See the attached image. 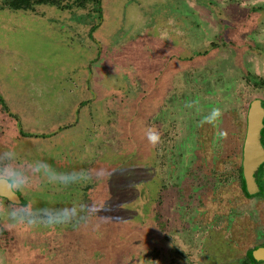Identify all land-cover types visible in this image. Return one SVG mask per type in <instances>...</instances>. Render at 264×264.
<instances>
[{
	"label": "rangeland",
	"instance_id": "374dc122",
	"mask_svg": "<svg viewBox=\"0 0 264 264\" xmlns=\"http://www.w3.org/2000/svg\"><path fill=\"white\" fill-rule=\"evenodd\" d=\"M10 1L0 0V94L9 110L7 113L0 106V153L11 151L13 156L7 159L21 164L47 163L56 173H35L30 186L19 194L24 204L43 215L40 210L46 209L44 200L49 201L48 211L54 202L50 200L52 194L46 199L34 194L42 184H67L74 189L80 183V167L84 178V173L96 171L91 166L99 164L97 169L113 178L112 192L103 188L86 192L84 187L93 186L90 179L81 183L84 191H72L80 193V199L84 194L93 204L84 202L90 207L88 215L95 205L106 221L105 213L110 207L109 214L116 218L107 227L99 222L87 235L83 233V225L89 224L85 221L76 223L79 228L70 233H65L64 225L11 228V204L0 202V264H125L118 247L106 248L105 239L102 245L94 244V237L103 240L99 232L111 230L128 237L125 246L134 243L133 260L128 264H243L248 250L264 246V201L257 196L245 197L238 177L248 104L256 97L264 101L262 80L255 85L258 78H264V0L244 4L240 10L237 5L230 6L224 18L229 17L224 36L234 44L244 42L233 58L239 68L231 63L228 53L223 55L225 64L205 57L193 61L191 57L179 64L180 68L172 65L173 75L180 69L181 81L175 89L165 91L162 110L160 106L146 105L152 101L151 94L142 103V84L133 99L132 95L120 94L119 110L109 108L107 100L115 96L108 94L111 84L105 78V64L110 66V55L116 51L113 47L124 45L118 51H127L130 59L153 54V59L158 60L152 68L153 83H159L161 74L156 69L169 53L181 54L176 51L182 49L193 56L195 48L209 42L211 33L220 31L219 22H212L208 16L234 0H204L198 9L204 26L189 22L192 18L187 16L189 7L192 15L197 5L194 1L202 0H180L178 8L177 0H102V13L101 7L91 1L80 4L79 0H41L44 5L32 2L25 10L10 8ZM64 46L73 49L69 52L72 59L67 54V60L61 58ZM215 55L212 53L210 58ZM47 62H54L52 75ZM75 63L72 69L83 72L81 76H74L71 70L70 74L64 73ZM87 64L93 66L86 70ZM91 69L96 73L93 85L100 88L97 97L87 93L85 76ZM111 70L109 67L108 74ZM132 82L136 87L135 78ZM150 113L157 128L160 123L167 127L152 150L147 139L132 143L128 130L132 114L136 118L131 121L136 122L132 135L140 141ZM11 116L17 117L18 123ZM35 118L41 122H32ZM64 118L71 120L64 122ZM184 118L188 124H184ZM18 124L30 136H20ZM89 125L98 128L94 134ZM41 139L44 147L37 145ZM94 151H98L95 158ZM121 218L130 223L123 224ZM55 228L63 229L58 231L60 234H48L52 243L61 245L49 250L56 256L51 262L48 250L42 259L37 251L33 254V247L44 246L48 241L45 235ZM39 236L41 241L33 239ZM51 246L50 243L46 248Z\"/></svg>",
	"mask_w": 264,
	"mask_h": 264
},
{
	"label": "flooded vegetation",
	"instance_id": "af4514ba",
	"mask_svg": "<svg viewBox=\"0 0 264 264\" xmlns=\"http://www.w3.org/2000/svg\"><path fill=\"white\" fill-rule=\"evenodd\" d=\"M12 1L13 0H11L10 3ZM87 1L95 2L99 7H101V13H102V8H103V4L101 5L102 0H79V3L80 4H83V2H87ZM168 1L169 0H160V3H166ZM179 1L180 0H177V6L175 8H178L179 7L178 6L179 5ZM199 1H201V0H199ZM206 1H208V0H206ZM228 1L229 0H226V2H228ZM253 1H255V3H259V2H256V0H234L233 2H228L227 4L224 3L223 6L220 7L217 11L214 9L213 10V14H211L213 18L210 17L211 15L208 16V17H209V19L212 22H219L218 25H219L220 31H218L216 33H213V34L211 33V37L209 39V42H205V43H203L204 44L203 46H200L199 45V47L195 48L197 50H196V52H193V56H190L189 57L188 54H187L188 52L186 51L185 53H183V50L182 49H179V50L176 51V52H181V54H173V55H171L169 53V55L167 56L166 60H164L162 62V64L159 66V68L156 69V73L157 74H161V77H159L160 79L158 78L159 79V83H153L155 77L153 75V71L154 70H152V68H153V65L158 62V60L153 59V57H154L153 54L147 53L146 54L147 56H145V55H140L138 57H135L134 56L132 59H130V56L128 55L129 53L127 51L125 53H120V51H118L120 48L121 49H124L125 48L124 45H123V47H121L120 44L115 45L113 48L117 52L115 51V53L113 52V54L110 55V58H109L110 66L109 67L112 70L109 72V74L107 72V70H108L109 67L105 64V66H106L105 67V70H106L105 71V74L107 75V77L105 76V78H107L106 81H108V83L111 84L110 91H109L108 94H113L115 96V97H112L110 100H107V102H108L107 105L109 106V108L110 109L111 108H114L116 110H119L120 109V105L119 104H120V94L121 93H123V95H128V96H131L132 95L131 99H133L134 98L133 95H138L140 92H142L140 96L141 97L144 96L143 97L144 100L142 101V103H145V98L148 95L151 94L152 95V101L149 104L146 103V105L148 107H150V106H153V107L160 106L161 107V104H163L164 101H166L163 98V95H164L165 91L168 90V89H171V90L175 89L176 83L179 82V81H181V77H180L181 76V73H179L180 72V69L178 71L176 70V73L173 75V72H171L170 67L172 65L176 66V69L178 67L179 68L182 67L180 65L186 63L185 62V61H187L186 58L193 57V61H194L195 59H198V57H200V58H204L205 57V59L206 60H209L210 62L211 61L216 62L217 59L219 61H223L224 60L223 55L226 54V53H228L229 56L231 55V57H230L231 58V63L236 67V69L239 68L238 62L236 60L234 61L233 58L237 54L236 51L238 50V52H239V50L241 49V47H244L243 46V43L244 42L242 44H240V45L234 44L231 40H229L228 38H226V36H224L223 33L227 29V20H228L229 17L226 20L224 18H225V16L227 17V15L229 14V7L230 6L237 5L238 6L237 8L240 10L241 7L244 4L245 5L246 4L252 5V2ZM32 2L35 3V4H37V5H39V4L40 5H44L43 4V1H41V0H30L28 7H25L24 5H22V7L15 9L14 7L11 6L10 3L8 4V6L10 8L14 9V10H25V9H29L31 7ZM203 2H204V0H202L201 2H199L200 3L199 4L196 1H194V3H196L197 5L195 6V4L193 3V6H195V7L193 8L192 15L190 13V10H191L192 7H189L188 4H187V6L190 8L189 15H187V16H189V17L192 18L191 20H189V22H191L193 24H196V25H201V26H204L206 24L203 21H201L202 15H201V12L198 11V9L202 6L201 4ZM188 3H189V1H188ZM101 16H103V15H101ZM150 37L151 36H148V40H151ZM146 38H147V35H146ZM137 39H139V38H137ZM261 39L263 40V37L262 36H261ZM247 41H249L250 44L251 43L254 44L253 43L254 41L252 42V41H250L248 39H247ZM170 47H169V50H171ZM66 48H67V53H65V49ZM246 48L247 47H245V49ZM68 49H69V47H67V46L66 47L65 46L63 47V56L61 58L66 59V54H67L72 59L73 55L70 54L71 53L70 50H73V49H69V50ZM98 53H99V51H98ZM212 53H215L216 55H215L214 58L211 59L210 57H211ZM186 56H188V57H186ZM177 58H178V60H177ZM95 59H96V57H95ZM172 60L175 61L174 64L173 63L171 64ZM226 62H227V60H226ZM69 63H70V61H69ZM91 63H94V61L92 60ZM113 63H115V65H113ZM121 63H123L124 65L121 64ZM231 63L228 61V64H231ZM46 64H47V67L50 69V70H48L49 71V74L52 75L54 73V71L52 70V68H54V62H47ZM224 64H225V62H224ZM192 65H193V63H192ZM75 66H76V63L74 65H72L71 67L69 66V68H67L64 73L70 74V70H71L72 72L75 71L73 73L74 76H81L80 74H82L83 72L80 73V71L78 69H76V70H75V68L72 69V67H75ZM91 66H93V64H91ZM91 66L89 64H87L86 70H89ZM125 69H128V70H125ZM57 70L62 71L61 70V67H58ZM236 73H237V70H235V74ZM88 74H89V76H85L88 79V81H86V83L88 82V84H87L88 92L87 93L89 95H93V96H96L97 97L99 95L100 88L98 89L97 87H94V85H93L94 82H93V79H92L96 73L93 72L92 69H91V73H88ZM100 74H104V73L101 72ZM170 75H172V76H170ZM102 77H104V76H102ZM258 77L259 76H257V78ZM134 78H135V82L137 84L136 87L133 86L134 82H132V79H134ZM246 79H247V76H245V80ZM259 82L262 84V86H263L262 89L264 90V78L263 79L258 78V81H255V85H257V83H259ZM140 84H142L143 86L140 87V92H139L137 87H139ZM126 85H127V87H125ZM131 86H133V88ZM129 88H131V89H129ZM257 88H259V86H257ZM80 91L83 94V91L82 90H80ZM134 100H138V99L136 98ZM134 100L132 102L133 105H135L137 103V102L135 103ZM127 101H125L124 103H126ZM254 101H258L259 102V107H260V109L264 113V101H262V99H258L257 97H256V99L255 98L252 99L251 102L248 104L249 105L248 106V110H249V108L251 107V104ZM0 106H1V108L4 111H6L7 113H9L8 107L5 104V102H4L1 94H0ZM126 108L127 107H125L124 109H126ZM207 108H208V106H207ZM162 109H164L163 106L161 107L160 110H162ZM136 110H137V108L135 109V111ZM150 110H148V111H150ZM248 110H247V113H248ZM176 114L178 116V113H176ZM117 115L119 116L120 113H118ZM151 115H152V113H150V115L147 116V118H149ZM72 116H73V114L70 115L71 118H72ZM11 117L14 118L16 120V122L18 123L17 117H14V116H11ZM136 117H138V116L136 115ZM71 118L70 119L64 118V122L65 121H70ZM134 118L135 117L132 116V114H130V119H129L130 120V125H129L128 130H131V133H130L131 142L132 143H134V142L139 143V142L145 141V139H147V142L149 143V147H150L149 150H152L153 149V146H152L153 143H155V141H158L159 138H162L164 136L165 130H167L166 124L163 125V124L160 123L159 128H157V126L153 123L154 120L151 119L152 117L149 118L148 124H146V123L144 124V121L142 120L143 117H141V120L142 121H140V125L141 124L142 125L144 124L146 126V129L145 130L142 129V132L143 133H142V136H140L141 137V140L138 141L132 135L133 132H134V130H133L134 128L132 126L136 122H131V121L136 119V118L135 119ZM137 119H139V118H137ZM245 119H246L245 120L246 121V125H245L244 140H243V143H242L241 148H240V150H241V160L242 161H243L244 143H245V138H246V134H247V114H246V118ZM184 120L187 121V122H184V124H188V119L187 118H184ZM32 122L39 123V122H41V120H39L38 118H35V119L32 120ZM160 122H163V121H160ZM260 123H261V126H260V130H259V139H260V146H261V148L264 151V115L262 116V118L260 120ZM177 125H176V128H178ZM32 126H36V125H32ZM89 126H91V131H92L91 134L92 133L94 134V132L98 129V128L94 127V125H89ZM66 129H64V130H66ZM70 129L71 130L73 129V131H74V130L77 129V127H75V128L74 127H70ZM57 131H60V130H57ZM25 132L26 131L23 130V128L21 127V124L20 125L18 124V134L20 136H24V137L30 136V135H28ZM159 133L162 134V135H160ZM207 133H208V131H207ZM44 136L45 135H43L41 137L43 138ZM50 136H48V137L50 138ZM142 137H143V139H142ZM81 139H83V134L80 136V139L79 140H81ZM160 141H161V139H160ZM37 145L44 147V145H45L44 139H41L40 141H38V144ZM35 148H36V150H39V152H41V153L44 152V151L40 150L37 146H35ZM36 150H33V151H36ZM149 150L147 152V155L148 154L150 155V156L148 155L149 156L148 158L151 157V153L149 152ZM97 152L96 151H94V153L92 152L93 158L96 157V153ZM242 161H241V166L239 167V170H238V177L240 179L241 189H242L243 195L245 197H247V198H251V197L257 196V197H260L264 201V160L262 162H260V164L258 165L257 171L254 172L253 175H252L253 180H254V183L256 185V192L255 193H252V194H249L248 191H247V186L245 184L244 170H243V166H242ZM57 162H59V161L57 160ZM58 166H60V165H58ZM80 168H81L80 169V174H79V176H77L79 178V182L80 183L75 184L74 189H72V187H69L68 188L67 187L68 186L67 184H66V187H60V186H64V184H61L59 187L58 186L54 187V186H49V185L46 186V184H42L40 186V188L37 189V191L34 194H36L37 196H39L42 199H46L49 194H52L50 200L52 202H54V204H53V206H52V208H51L50 211H55V210H58V209L64 208V207L75 208L76 209V214L72 217V219L68 223L61 224V226L64 225V227L66 228L64 230L65 233H70L71 231H75V230H77L79 228V227H77V224L79 225L78 222L85 221V223L86 222L89 223V224L86 223L87 225H83V233H85V235H87L90 232V228H92V229L96 228L98 226L99 222L104 223L105 226L107 227L110 224V222L113 223V220L116 217L114 216V214H111V213L109 214V212L111 211V207H110V209L108 210L107 214L105 213V217H107V219H108L106 221V219H104L102 216H99L98 211H96L97 210V207H95V205L93 206V208L90 209L91 210V213H90V215H88V210H89L90 207L87 205L88 203L87 204L84 203L85 201H89L88 198H87V196H84V194H83L82 199H80L79 198L80 193L77 194V193L73 192L72 190H75L77 192L84 191L83 190V187H81V183L83 185V180L84 181H88V179H90V181H91L90 183L93 182V186H91V187L90 186L84 187L85 189H88V190H86V192L89 193V191H92V190L100 191L103 188L108 193L109 191L112 192V189L113 188H112L111 185L112 184L114 185V183H113L112 176H109L108 173H103L101 170H98L97 169V168H99V164L96 165V166L93 165V167L91 166L90 169L95 168L96 171L91 172L90 174L87 173V172L84 173V175H85L84 178H83V168L82 167H80ZM147 175L150 176L151 175L150 172H148ZM85 183H87V182H85ZM58 188H61V189H58ZM52 189L54 191L59 190L62 193H60V194L51 193V192H53ZM125 189L127 190V187ZM70 193L71 194H74V195L71 196V195H69ZM16 195L19 197V200H20V203H18V204L23 205L24 204V199L21 197V194H19V192H17ZM98 197L100 198V195L99 194H98ZM5 202H8V201H5ZM44 202H45L44 208H46V209L48 208L49 209V206H46L49 203V201H45L44 200ZM8 203H10V202H8ZM89 203H90V201H89ZM90 204H92V203H90ZM107 206H108V204H106L105 207H107ZM112 208L113 209H116V207H115L114 204L112 205ZM112 213H113V211H112ZM96 215H97V217H95ZM125 221H126V223L127 222L130 223V220H128V219L125 220ZM125 221L123 220V218H121V221L120 222H123V224H124ZM74 225H76V229L73 230L71 228H73ZM61 229H63V228H60V229L55 228L54 229V232L47 233V235H45V236L48 238V241L49 242L47 241L44 246L37 245L36 247H33V249H34L33 254L36 255V251H37L38 254L41 256V258L43 259V254H45L46 250L49 251L53 247H56V246L59 247V246H61V245H59V242L52 243V241H51V239H49V235H48V234H60V232H58V231L61 230ZM66 231H69V232H66ZM101 234H102V239L103 240L100 241V240H97L94 237V241L96 240L94 244H100V245H102L104 243V239H105L106 240L105 242L108 243V244L104 245V246H106V248H108V246H110V247H114V248L115 247H118L119 249H121V251H118V252L120 253L121 256H123L121 260L125 264H128V261L133 260V258H132L131 255H134L135 246H134V243L133 242H130L131 245H130V243H128L127 246H125V242L128 241V237L121 236L120 233L114 232V230H111L110 233L99 232V235H101ZM83 237H84V235H83ZM41 238L42 237L39 236L37 238L34 237L33 239L34 240H37V241H41ZM120 238H122V239H120ZM114 239H117L118 241L122 240V243H120L118 241L116 242V240H114ZM83 241H84V238H83ZM50 243H51L52 246L47 249L46 247ZM260 249H264V246H258L256 248L254 247L251 250H248L247 253H246V256H245V259H244L243 264L249 263V262H250V264L264 263V261H255L254 260V257H253V254L256 251L260 250ZM52 252L54 253V251H52ZM52 252L49 251V253H51V255L53 256V253ZM61 252H63L62 249L60 250V254H61ZM49 253H47L46 255L48 256V258H50L51 262H54V259L56 258V256H53V258H52V257H50V254ZM140 263L143 264V262H140Z\"/></svg>",
	"mask_w": 264,
	"mask_h": 264
},
{
	"label": "clouds",
	"instance_id": "9594fccd",
	"mask_svg": "<svg viewBox=\"0 0 264 264\" xmlns=\"http://www.w3.org/2000/svg\"><path fill=\"white\" fill-rule=\"evenodd\" d=\"M13 156L11 151L0 153V180L8 182L9 188L13 193L23 192L31 184V178L35 173L56 176L50 166L44 162H37L33 166L32 162L17 163L8 160L7 157ZM61 180H68L69 177H58ZM10 201L6 197H0V202ZM43 215L35 210H31L27 204H18L12 201L8 207V217H10V227L35 226L37 224L45 226H56L68 223L76 214V209L71 207L60 208L55 211L47 209L40 210Z\"/></svg>",
	"mask_w": 264,
	"mask_h": 264
},
{
	"label": "water",
	"instance_id": "95a60500",
	"mask_svg": "<svg viewBox=\"0 0 264 264\" xmlns=\"http://www.w3.org/2000/svg\"><path fill=\"white\" fill-rule=\"evenodd\" d=\"M264 115L259 107V102L254 101L247 113V134L243 149L242 166L244 170L245 184L249 194L256 192V185L253 180V173L257 171L258 165L264 160V151L260 146L259 130L260 120ZM0 197L20 203L19 197L13 193L7 181L0 180ZM255 261H264V249H260L253 254Z\"/></svg>",
	"mask_w": 264,
	"mask_h": 264
},
{
	"label": "trees",
	"instance_id": "16d2710c",
	"mask_svg": "<svg viewBox=\"0 0 264 264\" xmlns=\"http://www.w3.org/2000/svg\"><path fill=\"white\" fill-rule=\"evenodd\" d=\"M30 0H13L10 4L15 9L22 7L24 5L25 7H28Z\"/></svg>",
	"mask_w": 264,
	"mask_h": 264
}]
</instances>
